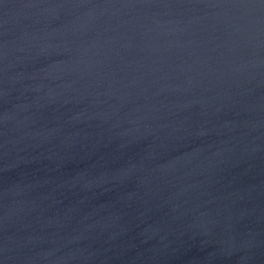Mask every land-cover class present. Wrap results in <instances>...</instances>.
I'll return each instance as SVG.
<instances>
[{
    "label": "water",
    "instance_id": "obj_1",
    "mask_svg": "<svg viewBox=\"0 0 264 264\" xmlns=\"http://www.w3.org/2000/svg\"><path fill=\"white\" fill-rule=\"evenodd\" d=\"M0 264H264V0H0Z\"/></svg>",
    "mask_w": 264,
    "mask_h": 264
}]
</instances>
